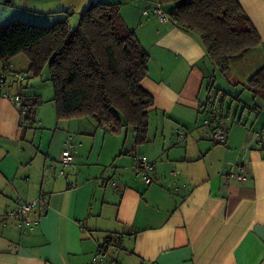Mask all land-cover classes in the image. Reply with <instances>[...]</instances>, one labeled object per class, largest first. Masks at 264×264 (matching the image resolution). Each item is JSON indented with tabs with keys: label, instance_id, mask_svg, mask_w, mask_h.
Wrapping results in <instances>:
<instances>
[{
	"label": "crops",
	"instance_id": "1",
	"mask_svg": "<svg viewBox=\"0 0 264 264\" xmlns=\"http://www.w3.org/2000/svg\"><path fill=\"white\" fill-rule=\"evenodd\" d=\"M237 1L261 43L229 59L227 75L196 35L152 12L159 6L168 15L171 4L87 0L82 6L119 3L149 55L140 86L153 106L143 145L135 144L134 133L128 140L98 128L92 117L58 120L56 111L52 117L44 104L54 106L53 94L45 101L31 81L42 74L33 78L21 54L0 61V264H87L108 237H115L116 264H264V100L242 86L264 67V0ZM64 19L25 6L0 10V26ZM216 90L229 95L222 112ZM14 96L43 100L31 128L22 125L26 109ZM216 127L226 132L224 144L213 141ZM51 129L42 143L38 131ZM65 150L75 156L72 164L62 163ZM139 158L153 163L150 184L137 174ZM55 164L72 167L59 176L49 171ZM41 196L45 205L10 216Z\"/></svg>",
	"mask_w": 264,
	"mask_h": 264
},
{
	"label": "trees",
	"instance_id": "2",
	"mask_svg": "<svg viewBox=\"0 0 264 264\" xmlns=\"http://www.w3.org/2000/svg\"><path fill=\"white\" fill-rule=\"evenodd\" d=\"M158 1L172 5L168 15L165 13L167 18L177 28L196 35L208 58L226 75L229 59L243 56L261 43L237 0ZM20 54L27 58V72L33 78L47 68L58 120L92 117L100 129L114 135L132 129L135 144L147 142V110L153 106V98L140 84L147 75L149 55L125 24L119 3L90 4L81 11L74 29L67 18L50 26L20 20L0 26V61ZM242 86L253 98L264 100V67ZM218 94L216 109L222 112L229 95L216 90L214 97ZM20 100L26 109L22 125L31 128L43 100L39 96H21ZM114 240L108 237L97 251L109 249Z\"/></svg>",
	"mask_w": 264,
	"mask_h": 264
},
{
	"label": "rangeland",
	"instance_id": "3",
	"mask_svg": "<svg viewBox=\"0 0 264 264\" xmlns=\"http://www.w3.org/2000/svg\"><path fill=\"white\" fill-rule=\"evenodd\" d=\"M86 1L87 0H0V10L2 8H5L7 10L15 9V8H23L25 6L26 8L38 10L41 12H54L58 14H64L66 18L67 17L70 18L69 23L71 25V29H74L77 26V23L79 21V15L81 11L83 10L82 6L86 4ZM68 6H73V8L77 10V12H75V14L72 15V12H73V10L71 9L72 7H69L70 10H68L67 9ZM21 55L22 57H24L23 56L24 54H21ZM47 79H49V73H48L47 68L43 70L42 76L40 78L31 79V81H34L36 83L35 84L37 86L36 89L42 92L45 101L49 100L53 94V88H52L51 81L50 80L47 81ZM44 105H45L44 107H47L46 109L52 110V117H55L54 115L55 110H54L53 104L50 101L49 102L47 101ZM85 119L88 121L92 120L91 117H86ZM52 128H54V126ZM40 132H42L43 135H41ZM40 132L38 131V137L41 136L42 143H45L50 139L53 131L51 129L50 131L40 130ZM132 133H133L132 129H127V130L125 129L120 135V137L121 139H125L127 137V139L129 140L130 137H132ZM71 167L72 165L63 167V165L55 164V165H52L49 171L51 174L52 172H55L56 174L60 176L61 171L65 173L69 169H71ZM113 254L114 252L112 251V247L110 246V248L108 249V255H107L108 257L103 263L116 264L117 262L112 261L113 258L117 260V257L113 256Z\"/></svg>",
	"mask_w": 264,
	"mask_h": 264
},
{
	"label": "built area",
	"instance_id": "4",
	"mask_svg": "<svg viewBox=\"0 0 264 264\" xmlns=\"http://www.w3.org/2000/svg\"><path fill=\"white\" fill-rule=\"evenodd\" d=\"M152 12L156 17H158L161 20L167 19V16L160 9L159 6L154 7ZM144 14L147 15L148 12H144ZM14 76L18 80H22L24 78V75H21L20 73H15ZM10 99H12L17 104L20 103V97L19 96H14V97H11ZM206 125H210V123L207 122ZM177 134H178V140H182L184 138V136L181 132L178 131ZM211 135H212L213 141L218 143V144H224L226 141V132L220 127H216L214 129H212ZM261 144H262V147L264 148V139L263 138H262ZM74 159H75V156L70 151H68V150L63 151L62 157H61V161L63 164H65V165L72 164L74 162ZM153 167H154L153 163H149L144 158H139V161L136 165L137 174L147 184L151 183ZM236 177L238 179L242 178L240 173L236 174ZM40 202L45 205V199L42 196L32 203L19 204L17 211L15 213H10V216L11 217H15V216L16 217H20V216L23 217L24 215H27L35 207V205L40 203ZM24 222H25L24 219H22L20 222V226H22L24 224ZM107 255H108V247H105V249L98 250V251H96V254L93 257L92 261L87 263V264H101L106 260V258L108 257Z\"/></svg>",
	"mask_w": 264,
	"mask_h": 264
}]
</instances>
